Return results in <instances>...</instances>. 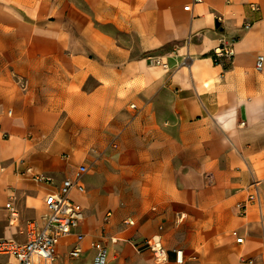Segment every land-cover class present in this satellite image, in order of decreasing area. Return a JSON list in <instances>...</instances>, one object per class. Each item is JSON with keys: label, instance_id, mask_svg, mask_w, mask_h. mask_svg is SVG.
<instances>
[{"label": "crops", "instance_id": "0c3cea01", "mask_svg": "<svg viewBox=\"0 0 264 264\" xmlns=\"http://www.w3.org/2000/svg\"><path fill=\"white\" fill-rule=\"evenodd\" d=\"M258 55L264 0H0V239L24 242L41 200L85 166L69 196L90 264L97 240L155 264L156 238L165 264L174 250L181 264H264ZM75 242L60 239L58 262Z\"/></svg>", "mask_w": 264, "mask_h": 264}, {"label": "built area", "instance_id": "2783aa9c", "mask_svg": "<svg viewBox=\"0 0 264 264\" xmlns=\"http://www.w3.org/2000/svg\"><path fill=\"white\" fill-rule=\"evenodd\" d=\"M193 2L197 4L201 0H193ZM255 8V6H252V9ZM184 10H190V6H184ZM246 27H249V25ZM214 52L216 57L230 61L234 54L232 42H222ZM154 62L155 65L161 66L162 69L168 70L166 62L158 59H155ZM263 66L264 57L258 55L255 68L260 71L263 69ZM86 171L87 168L85 166H79L74 179H65L57 192L48 194L41 200L45 214L41 216L40 221L31 219L25 222L26 240L24 242H17L6 238L0 239V256L6 258L0 264H59L58 259L61 255L58 253L57 245L61 238L71 235L75 237L76 242L67 251L63 264H75L76 260L83 253L80 243L84 237L82 228L85 214L82 206L73 201L69 194L72 189H76L81 193L85 191L84 186L79 181V177ZM35 179L38 181H51V178L42 175L35 176ZM254 187H257L256 184ZM255 200H258V194L252 193L248 195L245 201L237 204L240 213L244 215L248 205L254 203ZM4 208L7 209L10 219L17 217V211L12 202L6 203ZM126 223L129 225L134 224L133 221H126ZM232 236L235 238L237 244L243 243V236L238 231L234 230ZM147 245H149L152 252L154 263L165 264L167 255L160 240L156 238L148 241ZM91 248L93 250L92 264H108V246L101 240H97L92 243ZM173 253L176 263L181 264L182 251L174 250Z\"/></svg>", "mask_w": 264, "mask_h": 264}, {"label": "rangeland", "instance_id": "374dc122", "mask_svg": "<svg viewBox=\"0 0 264 264\" xmlns=\"http://www.w3.org/2000/svg\"><path fill=\"white\" fill-rule=\"evenodd\" d=\"M0 66H1V61H0ZM82 180V178H81ZM109 247V252H110V259H109V262L108 264H116V263H119L120 264V261H121V264H128L127 261H129V259L132 257V255L128 254H124L125 256H121L122 252L118 249L117 246H108ZM129 247H132L133 246H129ZM144 250V247H138L136 248V253L137 254H142V251ZM135 253V255H136ZM89 256V255H88ZM141 258H142V261H143V258L144 256L142 255H139ZM6 260L5 257H0V261H4ZM151 260H153V255L151 257ZM64 261H60L59 264H63ZM76 263L77 264H90V259L87 258V255L86 254H82L77 260H76Z\"/></svg>", "mask_w": 264, "mask_h": 264}, {"label": "bare ground", "instance_id": "6f19581e", "mask_svg": "<svg viewBox=\"0 0 264 264\" xmlns=\"http://www.w3.org/2000/svg\"><path fill=\"white\" fill-rule=\"evenodd\" d=\"M3 217L0 215V219H2Z\"/></svg>", "mask_w": 264, "mask_h": 264}, {"label": "water", "instance_id": "95a60500", "mask_svg": "<svg viewBox=\"0 0 264 264\" xmlns=\"http://www.w3.org/2000/svg\"><path fill=\"white\" fill-rule=\"evenodd\" d=\"M216 26H218V23L216 22Z\"/></svg>", "mask_w": 264, "mask_h": 264}]
</instances>
